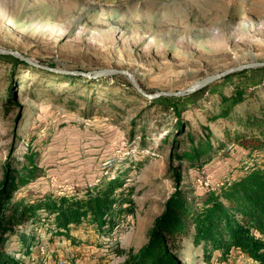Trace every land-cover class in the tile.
Here are the masks:
<instances>
[{"label":"rangeland","instance_id":"rangeland-1","mask_svg":"<svg viewBox=\"0 0 264 264\" xmlns=\"http://www.w3.org/2000/svg\"><path fill=\"white\" fill-rule=\"evenodd\" d=\"M0 47L21 55L0 53V189L12 177L16 185L4 213L19 201L84 195L100 179L124 181L112 229L88 218L66 235L41 207L7 231L0 250L21 264H116L120 250L146 243L177 190L199 207L223 183L264 167V150L231 142L201 167L177 158L190 148L189 133L204 137L206 125L223 141L226 130L264 119V70L237 71L169 100L137 91L124 74L92 77L124 69L157 93L264 61V0H0ZM22 230L34 237L29 253ZM183 244V264H257L239 248L214 249L207 259L201 245Z\"/></svg>","mask_w":264,"mask_h":264},{"label":"trees","instance_id":"trees-1","mask_svg":"<svg viewBox=\"0 0 264 264\" xmlns=\"http://www.w3.org/2000/svg\"><path fill=\"white\" fill-rule=\"evenodd\" d=\"M260 70H264V67L241 72L249 71L256 76L254 72ZM162 98L169 100L175 99V96ZM242 124L244 130L235 129L233 133L226 130V140L223 141L212 140L213 133L208 125L203 127L204 137L196 139L189 133L190 148L177 155V158L180 161L188 159L201 167L211 162L216 154H222L221 150L227 142L244 150H264V119L255 118L252 122L248 120ZM181 178V172H176L177 187ZM123 183L121 176H114L106 181L100 179L93 190L86 191L84 195H59L47 203L19 201L12 212L6 215L3 205L8 201L10 187L16 186L12 177L0 189V241L7 231L14 230L15 225H24L36 217L41 207L54 215L57 230L66 235L70 226L81 224L88 218L99 229L105 225L112 229L116 225L114 208L124 200L118 193ZM203 198V205L197 207L196 203L190 202L184 193L177 190L166 202L163 213L155 218L146 243L136 250H120L119 253L125 258L116 264H183L180 251L188 239L194 246L201 245L207 259L214 249L227 255L232 248H239L257 264H264V167L246 171L223 183L217 192L207 193ZM127 201L132 202L130 198ZM127 210L128 207L124 209ZM17 234L22 244H26L25 252L29 253L34 241L33 234L25 233L24 230ZM0 264L21 262L15 255L0 250Z\"/></svg>","mask_w":264,"mask_h":264},{"label":"water","instance_id":"water-1","mask_svg":"<svg viewBox=\"0 0 264 264\" xmlns=\"http://www.w3.org/2000/svg\"><path fill=\"white\" fill-rule=\"evenodd\" d=\"M0 53L11 54V55L21 57V55L16 51L4 49L1 47H0ZM258 67H264V61H254V62H248V63H243V64H239L236 66H232V67L225 69L223 71H220L218 73L203 77L200 80L196 81L194 84L190 85L189 87H187L183 90L162 91V92H157V93H145L143 91V89L139 86V84L137 83L134 75L131 72L124 70V69H115V68L100 69V70H97L95 75H93L92 77L98 78V77H102V76H106V75H110V74L127 75L129 77L130 81L133 83V85L137 89V91L154 98V97H159V96H181V95H185V94H190L192 92H195V91L205 87L206 85H208L209 83H211L215 80H219L221 78H224V77H226L232 73H235L237 71H244L247 69L258 68ZM57 73H59V74H70V75H81L82 74V75L89 76V74H84V73L79 72V71L65 70V69H58Z\"/></svg>","mask_w":264,"mask_h":264}]
</instances>
